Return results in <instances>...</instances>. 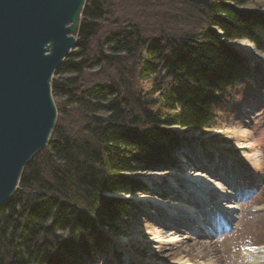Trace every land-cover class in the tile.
Segmentation results:
<instances>
[{
  "label": "trees",
  "instance_id": "trees-1",
  "mask_svg": "<svg viewBox=\"0 0 264 264\" xmlns=\"http://www.w3.org/2000/svg\"><path fill=\"white\" fill-rule=\"evenodd\" d=\"M263 1L88 0L51 83L50 140L0 207V264L109 254L140 207L130 196L150 192L137 175L177 166L185 134L219 129L236 94L264 90L261 67L235 48L264 54Z\"/></svg>",
  "mask_w": 264,
  "mask_h": 264
},
{
  "label": "rangeland",
  "instance_id": "rangeland-1",
  "mask_svg": "<svg viewBox=\"0 0 264 264\" xmlns=\"http://www.w3.org/2000/svg\"><path fill=\"white\" fill-rule=\"evenodd\" d=\"M259 6L264 11V1L259 3ZM235 48L249 58L252 67L258 64L264 72V54L257 51L247 40L236 42ZM57 71L53 79L60 77L61 74ZM251 81L254 83L253 79ZM246 90L248 93L242 92L235 95V103L242 99L240 108L226 107L227 109L221 110L219 129L206 134L194 132L184 135L187 137L188 144L181 151V162L177 166L137 175L149 185L150 192L143 194L145 196L156 194L161 200H168L174 196L173 191L181 194L188 193L185 192V180L187 175L191 174L205 177L204 180L214 188L219 190L222 188L223 193L220 190V196L227 195L226 199L232 201L230 206L233 207V211L228 213L233 221L231 228L210 239L212 246L216 249L213 251L215 252L213 259L205 254L202 258L199 257V245H195L191 249L192 263L245 264L240 254L243 247L258 249L259 251L254 255L258 262L264 256V90L255 92L256 90L252 89V92H249L248 87ZM52 96L55 103L59 102L58 96L53 93ZM201 142L204 143L203 149H200ZM150 175H155L152 185L146 181ZM171 178H175L179 186L173 182L174 180L168 181ZM243 185H245L244 188H242ZM235 187L238 191L234 190ZM249 192V195L239 198L240 193ZM187 200L194 204L192 201L194 198H187ZM134 202L140 207L136 210L135 217L126 223L125 235L114 237V247L109 248V254L98 255L95 257V263L137 264L138 262L133 259L131 261L126 259V252L132 249L141 254L144 260L152 258L150 264H175L174 260L185 255V252L174 254L173 251L168 254L167 259H162L161 255L166 252L165 244L170 243V240L163 235L164 230L170 226L179 229L181 225L189 227L190 230L194 228L187 220H184L181 213L177 216V220L171 221L167 218L168 213L162 209L164 206L161 204L150 200L143 201V199H134ZM195 202L198 205L196 199ZM223 206L227 208V205ZM221 209L224 208L221 207ZM158 233L162 237L158 236ZM113 248L121 253L119 259L113 255ZM152 251H156L154 255L151 254ZM210 260L214 262L210 263Z\"/></svg>",
  "mask_w": 264,
  "mask_h": 264
},
{
  "label": "water",
  "instance_id": "water-1",
  "mask_svg": "<svg viewBox=\"0 0 264 264\" xmlns=\"http://www.w3.org/2000/svg\"><path fill=\"white\" fill-rule=\"evenodd\" d=\"M88 0H0V207L45 148L58 111L54 73L77 46Z\"/></svg>",
  "mask_w": 264,
  "mask_h": 264
},
{
  "label": "bare ground",
  "instance_id": "bare-ground-1",
  "mask_svg": "<svg viewBox=\"0 0 264 264\" xmlns=\"http://www.w3.org/2000/svg\"><path fill=\"white\" fill-rule=\"evenodd\" d=\"M155 175H150V177H146V181L148 183H152L154 180ZM205 177L202 176H193L191 174L187 175V179L185 181H188L191 184H195V189L198 190L200 189L201 192L208 198L209 202L214 205V208H221L223 207L224 209L222 210L223 214L225 215V218L227 217L226 214L230 213L233 211V207H231L229 199H226L227 195H223L222 197L220 196V192L223 193L222 188H214L213 186H210L205 180ZM236 188V187H235ZM224 189V188H223ZM233 189V187H232ZM237 191V188L234 189ZM185 192H188L185 190ZM174 196L171 199L168 200H161L160 197H158L156 194L152 195H139V194H134L132 197L135 200L143 199V201L150 200L154 201L158 204H161L162 206L165 207L166 210H169V212L178 215V214H183L182 216L184 220H187L188 223L190 224L191 227H193V230H190L189 227L185 225H181V228L177 229L172 226L166 227V229L163 232V235L170 240V243L167 242L165 244L166 252L162 254L161 256L163 257L162 259L165 260L169 257V253H172L174 251V254H178L179 252H185V255H181L177 260H174L176 263L175 264H199V263H192V257H191V249L195 245H199L198 249V256L203 257L205 254L207 257L210 256V259H213V255L215 254V247L212 246V243L210 239L214 238V235L218 234L220 231L217 229H213V226H210L208 222V215L212 217L214 214V210L208 209L206 203L201 200V196L199 195L200 199H197L194 193L188 192V193H172ZM219 194V195H218ZM187 198H194L193 203L191 204L187 202ZM220 198V200H218ZM195 199L198 201V205L195 202ZM218 200V202H215ZM190 204V205H189ZM221 204V205H217ZM204 205V206H203ZM223 205H227V208L224 207ZM229 205V206H228ZM206 206V207H205ZM212 208V207H211ZM180 214V215H181ZM175 216H171L168 214L167 218L172 220H177L174 219ZM189 219V220H188ZM179 220V219H178ZM194 220H197V222H201L202 228L206 225V232L203 230H198L197 228H200V226L196 227L198 223L194 222ZM188 231H192L189 233ZM158 236L160 234L158 233ZM162 237V236H160ZM258 249L252 248V247H243L242 250L240 251L241 256L243 257V261L245 264H262L264 263V256L261 258V261H257V259L254 257L255 253L258 252ZM156 251H152L151 254L154 255ZM180 253V254H181ZM126 259L128 261H131V259L135 260L138 262L137 264H150L151 259L144 260L141 254H138L136 251H133L130 249V251L126 252ZM179 254V255H180ZM153 262V261H152ZM214 262L213 260L209 261Z\"/></svg>",
  "mask_w": 264,
  "mask_h": 264
}]
</instances>
